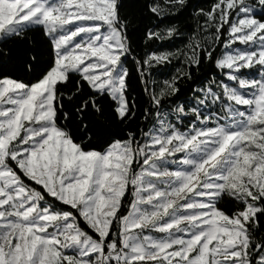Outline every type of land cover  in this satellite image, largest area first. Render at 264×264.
<instances>
[{
  "label": "snow or ice",
  "instance_id": "obj_1",
  "mask_svg": "<svg viewBox=\"0 0 264 264\" xmlns=\"http://www.w3.org/2000/svg\"><path fill=\"white\" fill-rule=\"evenodd\" d=\"M122 7L0 0V45L16 52L0 48L14 65L0 72V264H264V0L199 9L204 42L159 86L179 30L146 6L159 48L138 55ZM205 62L215 71L182 99ZM138 113L150 127L113 132Z\"/></svg>",
  "mask_w": 264,
  "mask_h": 264
},
{
  "label": "trees",
  "instance_id": "obj_2",
  "mask_svg": "<svg viewBox=\"0 0 264 264\" xmlns=\"http://www.w3.org/2000/svg\"><path fill=\"white\" fill-rule=\"evenodd\" d=\"M157 2V0H119V3L123 5L121 8V13L125 16H128L134 20L133 25L129 29L130 33H135L133 35V47L138 55H143L145 51H155L159 48V42L156 45H153L151 48H148L143 39L145 32L144 25L148 24L149 26L158 24L159 18L148 11L146 6ZM163 10L162 15L164 18V26L175 25L180 35L174 39H170L164 42L165 47L159 50H167L174 53L172 61L167 66H157L156 69H153L152 79L156 81L157 85H162L165 79L170 78L172 75L177 74L176 70L183 69L186 67L184 64L185 55L191 51L190 44H194L197 40L201 43L204 42L206 33L202 30L204 26L203 17L198 15L199 9H204L205 11L209 10L214 3V0H187L186 7L183 9L175 10L171 9L170 6L164 4V0H159ZM227 25H225V28ZM139 29V31H137ZM223 32V29H222ZM29 37H34L36 43H32L31 40L25 42L28 47H38L41 41V35L39 32H30L28 33ZM225 36L221 37L223 40ZM150 43V42H149ZM217 52L214 55L218 54L222 49V44H218ZM2 49H8L13 52L15 55V47L12 42H6L0 45ZM129 70L132 74V83H133V95L140 102L141 109L146 107V104L143 103L141 97H143V85L139 84V81L136 79V71L132 66L131 62L128 65ZM14 70V65L9 62L6 58L0 57V72H9ZM214 69L212 62L203 63L199 72L195 68L192 69V79L182 78L178 81L180 87V93L182 99L190 98L192 96V89L194 87L200 86L201 81L205 79L207 75H210ZM143 99H146L144 97ZM72 107V105H68ZM150 125L146 124L143 120V116L138 113L137 117L134 118L132 122L129 123L128 127H124L120 124H115L112 127V130L117 135H123L129 129L136 130L139 133L140 129H146ZM262 223H264V218H262ZM86 227V226H84ZM90 232L91 230L88 229ZM264 236V231L260 233Z\"/></svg>",
  "mask_w": 264,
  "mask_h": 264
},
{
  "label": "rangeland",
  "instance_id": "obj_3",
  "mask_svg": "<svg viewBox=\"0 0 264 264\" xmlns=\"http://www.w3.org/2000/svg\"><path fill=\"white\" fill-rule=\"evenodd\" d=\"M234 46L244 47L243 45H239V42H237V45H234Z\"/></svg>",
  "mask_w": 264,
  "mask_h": 264
}]
</instances>
